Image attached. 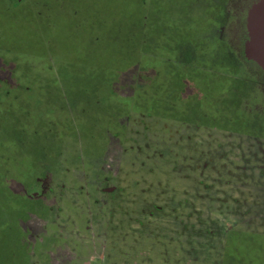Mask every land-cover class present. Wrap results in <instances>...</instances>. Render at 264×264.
I'll list each match as a JSON object with an SVG mask.
<instances>
[{"label": "rangeland", "instance_id": "obj_1", "mask_svg": "<svg viewBox=\"0 0 264 264\" xmlns=\"http://www.w3.org/2000/svg\"><path fill=\"white\" fill-rule=\"evenodd\" d=\"M8 1L16 5L24 0ZM206 1L212 5L215 0ZM256 1L217 0L216 7L201 3L195 11L187 10L196 20L203 15L216 29L223 26L215 32L222 42L211 46L221 43L227 66L220 62L218 49L211 57L209 51H200L186 70L168 65L179 71L178 88H172L174 98L180 90L170 115L174 121L162 122L135 110L124 120L122 141L111 138L100 165L83 153H68L69 146L78 143L70 113L51 105L47 91L33 78L55 76L52 61L14 55L6 63L0 58V114L7 119L3 124L13 127L12 115L25 111L28 103L33 109L26 114L28 120L44 118L52 128L59 126L54 136L68 138L64 148L56 136L67 156L55 159L53 171L34 181L38 184L30 186L34 178L26 176L28 166L17 159L20 170L10 174L0 169V184L23 188L28 198L46 201L54 214L48 233H61L68 250L74 249L71 238L81 242L80 264H264V72L245 55L248 11ZM148 3L142 10L139 49L144 67L153 70L162 68L160 53L167 52L170 63L177 58V51L169 48L180 37L168 33H178L179 12H172L169 20L172 32H157L156 25L168 13L167 2ZM214 12L221 22L217 15L212 20ZM203 23L191 21L194 26ZM195 38L196 48L201 40ZM133 74L122 82L129 95L147 85V75L138 70ZM147 106L142 109L150 110ZM36 131L42 135L44 129ZM19 134L5 142L0 132L1 160L15 158L6 143H18ZM1 160L0 168L6 165ZM75 204L81 215H71Z\"/></svg>", "mask_w": 264, "mask_h": 264}, {"label": "trees", "instance_id": "obj_2", "mask_svg": "<svg viewBox=\"0 0 264 264\" xmlns=\"http://www.w3.org/2000/svg\"><path fill=\"white\" fill-rule=\"evenodd\" d=\"M216 1L212 3L215 7ZM148 2L149 0H24L13 5L8 0H0V58L6 63L14 55L18 58L32 56L52 61L55 76L33 78L40 82L41 89L47 91V100L51 105L63 106L70 113L79 148L77 145H70L68 153H74L75 156L83 153L93 165H100L111 144V138L122 141L126 129L124 120L128 116L136 111L147 112L142 109L144 104H148V108L154 106V99L148 98L153 97L154 88L139 89L134 97V94L126 92L122 84L126 76L134 75L135 70L140 73L145 68L143 58L140 57L139 30H142L145 18L142 10L144 6L149 7ZM216 15L219 18L214 12L212 20L217 18ZM171 27L166 22L163 29L168 28V32H172ZM210 28L209 35L205 32V39L197 36L201 43L196 45V53L209 51L208 56L211 57V53L218 49L216 54L223 57L220 62L227 66L226 50L221 43L217 47L211 46L220 41L215 33L219 27L216 29L212 23ZM168 34L173 35V32ZM203 66L210 64L204 63ZM143 94L150 96L142 97ZM143 98L148 99L140 102ZM27 105L28 103L24 106L25 111L12 113L13 127L4 125L7 119L0 114V132L5 142L12 141L16 134H21L18 143H6L7 150L15 158L7 161L0 159L6 164L0 169L11 174L20 170L17 161L26 164V176L34 178L30 184L32 186L53 171L50 166L55 160L47 158L48 162L41 161L38 152L29 149L30 145L32 142L44 144L47 150V144L52 138L58 137L59 133L53 136L42 118L38 124L44 129L42 135L39 131H36L34 137L21 133L18 128L25 121ZM54 129L58 130L57 126ZM60 136L58 138L62 139L61 142L68 139L61 134ZM8 187L0 184V213H3L0 214V228L4 237L14 233L5 228L4 224L10 222L13 213L17 212L12 209L14 195L9 192ZM9 232L12 233L8 234Z\"/></svg>", "mask_w": 264, "mask_h": 264}, {"label": "crops", "instance_id": "obj_3", "mask_svg": "<svg viewBox=\"0 0 264 264\" xmlns=\"http://www.w3.org/2000/svg\"><path fill=\"white\" fill-rule=\"evenodd\" d=\"M165 1L167 2L166 5L168 7V13L166 17H162L156 27L158 26L157 29L159 32L161 30L169 31L168 28L163 29L164 24L168 22L169 25H172V23L169 21L170 18L174 14H176V11L179 12V26L177 27L179 31L178 33H173L175 35L172 37L179 36L180 40L176 45L169 48L177 51V58H175L174 63H170L168 61L171 57H167V52H162L159 54L160 58H158L160 66L162 68H158L153 65V70H149L147 67L142 69V74L144 75V77L145 75H147L146 77L148 78H145V82L147 84L145 86L148 89L154 88L155 91L153 92V97H148L154 99V106H150L148 108L150 110H148L147 112L141 113L147 116H153L155 119H159L162 122L168 123L170 121H174L173 117H170V115H172L173 113V108L176 106L177 102L176 97L180 92L179 90L176 93L175 98L173 97L172 88H178L176 80L179 79V71L173 70V67L171 68L168 65L181 66L185 70L187 67H189V65H194L195 57H198L200 55L199 53H196L195 37L200 35L203 39H205V32H207V34L209 35L211 31L210 22L208 21L207 24V20L203 15L200 14V16H197L198 19L196 20V16L187 13V10L189 8H192V11H195V8H199V5L201 3L203 4V7H209L211 6V2L208 3L206 1L205 3V0H179L178 3L177 0ZM225 1L223 3H225ZM154 7L155 3L152 2V11H155ZM172 12H174V14ZM197 12L201 11L197 10ZM152 16L154 19H156L157 13L155 14L152 12ZM193 20L199 24L201 22H204L206 24V27H203L204 23L203 26H199L197 24H195L194 26V24H191V21ZM221 27L223 28V26ZM222 28L217 29L216 32H221L220 30ZM219 40L222 42L220 38ZM146 72H148L149 74H147ZM184 73L185 71H183V74ZM182 78L183 85L188 86L189 80L183 76ZM165 81L167 82L166 85H164ZM162 83L164 87L163 85H160ZM135 92L138 91L136 90ZM135 96L136 95L134 94V97ZM30 108L29 105H27L26 114H28V110ZM160 109H164V111H161ZM39 119L40 118H31L30 120H28L27 116L25 118V121H22L20 123L18 128L19 131L21 133H28L31 137H34V134L36 133L35 130L42 129L38 125ZM42 119L44 120V118ZM31 120L32 122H30ZM51 124L54 125L53 123ZM46 128L48 129V131L50 130L51 133L54 130L52 126L47 124ZM55 139L56 137L52 138V141L47 144V150H45L44 144H36L35 142H32L29 149L32 152H38V157H40L39 159L41 161L46 160L48 162L47 158H52L53 160H63V156H67L66 149H64L65 141L63 142L64 148L62 150L61 142L58 143ZM8 190L12 195H14L15 203L13 204L14 207L12 209L17 210V212L13 213L10 222H6L4 224L5 228L14 231L13 234H11L12 232H9L8 234L11 235H7L4 237L1 233L0 228V264H80L81 259L84 257L83 252L78 250L79 248L82 249L83 247L81 242L78 243V241H74L71 238L70 245L72 248L74 247V249L68 250L65 246L66 239L62 236L61 233H48V224L50 223L51 218L54 216L53 210L48 206V203H46V201H44L43 199L28 198L27 195L21 192L23 191V188L21 191H17L9 186ZM50 197L47 198L49 199ZM72 206V208L74 209L72 211H74V213H71V215H81V207H79L77 204ZM72 208H70V210ZM77 210H79L78 213ZM14 239H18V241H15Z\"/></svg>", "mask_w": 264, "mask_h": 264}, {"label": "water", "instance_id": "obj_4", "mask_svg": "<svg viewBox=\"0 0 264 264\" xmlns=\"http://www.w3.org/2000/svg\"><path fill=\"white\" fill-rule=\"evenodd\" d=\"M247 29L245 55L264 71V0H259L250 7Z\"/></svg>", "mask_w": 264, "mask_h": 264}]
</instances>
